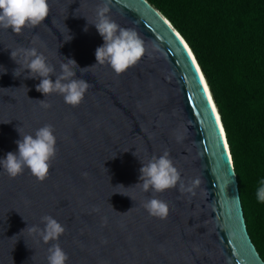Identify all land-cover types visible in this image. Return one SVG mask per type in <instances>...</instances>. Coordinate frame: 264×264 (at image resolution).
<instances>
[{
  "label": "water",
  "instance_id": "95a60500",
  "mask_svg": "<svg viewBox=\"0 0 264 264\" xmlns=\"http://www.w3.org/2000/svg\"><path fill=\"white\" fill-rule=\"evenodd\" d=\"M101 3L49 0L40 25L19 34L0 28V159L18 151V128L34 134L50 124L57 139L44 181L28 169L11 178L0 166V264H48L53 243L68 254L66 264H264L249 234L222 123L186 41L147 0H111L108 15L136 29L146 53L119 75L108 64L94 65L104 41L87 18L96 19ZM32 47L57 74L64 58L80 68L94 65L87 73L76 70L91 85L78 106L37 91L40 80L26 78L29 70L14 75L19 65L11 51ZM165 151L186 185L201 178L195 195L182 193L179 183L159 193L134 186L141 160ZM152 197L168 203L167 218L144 209ZM45 215L65 227L58 241L46 244L25 229L43 227Z\"/></svg>",
  "mask_w": 264,
  "mask_h": 264
},
{
  "label": "trees",
  "instance_id": "16d2710c",
  "mask_svg": "<svg viewBox=\"0 0 264 264\" xmlns=\"http://www.w3.org/2000/svg\"><path fill=\"white\" fill-rule=\"evenodd\" d=\"M147 1L201 68L232 154L249 234L264 260V203L257 199L264 180V0Z\"/></svg>",
  "mask_w": 264,
  "mask_h": 264
},
{
  "label": "clouds",
  "instance_id": "9594fccd",
  "mask_svg": "<svg viewBox=\"0 0 264 264\" xmlns=\"http://www.w3.org/2000/svg\"><path fill=\"white\" fill-rule=\"evenodd\" d=\"M110 5L111 0H102L96 8V19L89 21L86 18L88 24L95 26L104 41L95 50L96 63L94 65L108 64L119 75L135 65L145 55L146 46L136 29L122 27L108 15ZM49 11V0H0V28L11 29L19 34L24 28H34L40 25L49 16ZM85 31H87V26ZM70 39H72L71 35L65 42ZM11 57L19 65L14 70L15 76L21 75L19 71L21 67L24 71L29 70L26 78L40 80L35 86L37 91L45 96L57 93L63 97L65 103L72 106H78L82 102L91 86L85 79L77 77L76 70L79 69L82 74L87 73V70L94 65L80 68L75 59L64 58L60 64V72L57 74L55 66L49 64L47 57L38 52L35 47L12 50ZM52 76L56 77L55 80ZM42 106L50 107L47 103H43ZM18 131L22 137L16 141L18 151L8 152L6 157L0 159V166L11 178L21 175L25 169H28L37 180L44 181L49 175L51 161L55 158L57 151L54 127L50 124L44 125L36 129L34 134H24L20 128ZM183 139L184 136H177L178 142ZM141 163L139 182L134 186L141 188L145 193L163 192L177 187L179 183V190L182 193L188 192L195 195V189L202 183L201 178L196 177L186 185L167 151L158 157L153 156L147 162L141 160ZM119 193L134 200L126 193ZM257 199L264 203V180H261L260 187L257 189ZM143 207L150 216L161 219L167 218L169 214L168 203L156 197L146 199ZM41 223L43 227L28 225L25 229L30 235L39 236L46 244L50 241H58L65 232V227L51 215L41 217ZM68 259V254L59 243H53L48 248V264H66Z\"/></svg>",
  "mask_w": 264,
  "mask_h": 264
},
{
  "label": "snow or ice",
  "instance_id": "6c2138e0",
  "mask_svg": "<svg viewBox=\"0 0 264 264\" xmlns=\"http://www.w3.org/2000/svg\"><path fill=\"white\" fill-rule=\"evenodd\" d=\"M184 47L186 48L187 46L184 45ZM188 55L191 56V53L189 52ZM193 63H194V61H193ZM196 71L199 72V69L197 68ZM200 79H201V82H202V81H203V77L201 76ZM204 91L207 92V86H206V85H204ZM208 101H209V103L211 102V96H210V95L208 96ZM212 111L215 112V106H214V105H212ZM219 119H220V118H219V116L217 115V116H216L217 124H219ZM220 133H221V136H223V128H222V126L220 127ZM226 147H227V144H226V142H225V148H226Z\"/></svg>",
  "mask_w": 264,
  "mask_h": 264
},
{
  "label": "bare ground",
  "instance_id": "6f19581e",
  "mask_svg": "<svg viewBox=\"0 0 264 264\" xmlns=\"http://www.w3.org/2000/svg\"><path fill=\"white\" fill-rule=\"evenodd\" d=\"M185 43V45L187 46V43L186 42H184ZM187 49H188V51L191 53V51L189 50V47L187 46ZM191 56H192V58L194 59V62H195V64H196V66H197V68L199 69V72H200V75L203 77V74H202V72H201V68H199V66H198V64H197V62H196V60H195V58L193 57V55H192V53H191ZM205 79H203V83H204V85H206V83H205V81H204ZM208 87V86H207ZM208 90L209 89H207V92H208ZM209 93L210 92H208V96H209ZM212 98V97H211ZM211 103H212V105H214V102H213V99H211ZM215 106V105H214ZM215 112H216V115H218V113H217V110H216V107H215ZM219 122H220V119H219ZM220 125H221V122H220ZM222 126V125H221ZM223 135H225L224 133H223Z\"/></svg>",
  "mask_w": 264,
  "mask_h": 264
}]
</instances>
